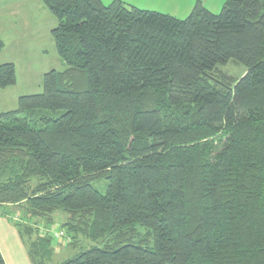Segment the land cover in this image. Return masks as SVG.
Returning <instances> with one entry per match:
<instances>
[{
    "label": "trees",
    "instance_id": "trees-1",
    "mask_svg": "<svg viewBox=\"0 0 264 264\" xmlns=\"http://www.w3.org/2000/svg\"><path fill=\"white\" fill-rule=\"evenodd\" d=\"M42 1L65 68L0 111V212L32 262H50L61 212L64 242H113L59 264H264V0L198 1L183 19ZM229 60L243 75L218 70ZM15 79L1 64L0 88Z\"/></svg>",
    "mask_w": 264,
    "mask_h": 264
},
{
    "label": "rangeland",
    "instance_id": "rangeland-1",
    "mask_svg": "<svg viewBox=\"0 0 264 264\" xmlns=\"http://www.w3.org/2000/svg\"><path fill=\"white\" fill-rule=\"evenodd\" d=\"M132 1L137 8L166 13L180 19L189 14L177 13L171 0ZM11 3L13 6L19 3L22 6L18 8L20 11L15 13L17 10L15 9L14 13H11ZM56 25V18L50 13L42 0H0V36L4 41V47L0 51V63L11 62L14 65L16 77L14 84L0 88V111L16 109L17 99L21 95L41 92L42 77L45 72L51 69L63 70L65 68V63L57 54L51 34ZM218 70L237 78L243 75L246 68L235 60H229L225 65L218 66ZM60 114V110L54 112L40 110L34 116V119L44 115L55 118ZM93 185L103 193L106 188V181L94 182ZM8 210L12 211V206L5 205L1 207L2 212ZM59 213L61 212L54 213V223L51 226L53 231L57 233L60 224L64 221L63 216ZM42 225V223L38 225L40 230L43 227ZM134 235V239L136 241L141 240L142 245L146 247L153 246V237L146 229L138 228L133 231ZM65 242H67V239ZM65 242L62 238L52 237V246L55 253L48 264H59L62 260L75 254L79 248L83 249L94 245L103 246L112 243L113 239L90 241L80 237L75 244L70 240L67 242L69 244H65Z\"/></svg>",
    "mask_w": 264,
    "mask_h": 264
},
{
    "label": "crops",
    "instance_id": "crops-1",
    "mask_svg": "<svg viewBox=\"0 0 264 264\" xmlns=\"http://www.w3.org/2000/svg\"><path fill=\"white\" fill-rule=\"evenodd\" d=\"M101 1L104 4H108V3L112 2L113 0H110V1L101 0ZM120 1H122L126 4H129V5H132V4H133V6L136 5V4L134 5V2L132 0H120ZM171 1H173L174 5H175V9H176L177 13H182V14L190 13L193 6L198 1L201 2L202 5L205 8H207L209 11H211L213 13H218V12H220L222 5L225 2V0H171ZM130 3H132V4H130ZM10 5L12 6L10 9V10H12L11 13H14L15 9H17L15 11V13L19 12L20 10H18V8L22 7L21 5H19V3L15 6H13L12 3ZM24 7H25V5H24ZM135 7H137V6H135ZM41 10H43V9H41ZM145 10H147V9H145ZM151 11H153V10H151ZM0 38H1V36H0ZM2 41H3V39H2ZM3 43H4V41H3ZM4 63H11V62H3V63H0V65L4 64ZM10 216H12V215L11 214L5 215V214H1V212H0V253L2 255L4 264H34L30 258V255L28 253L26 245L24 244V242L20 236V233L18 232V229L8 219ZM15 217H16V215L14 216V218ZM54 253H55V251H53V254Z\"/></svg>",
    "mask_w": 264,
    "mask_h": 264
},
{
    "label": "built area",
    "instance_id": "built-area-1",
    "mask_svg": "<svg viewBox=\"0 0 264 264\" xmlns=\"http://www.w3.org/2000/svg\"><path fill=\"white\" fill-rule=\"evenodd\" d=\"M53 235L55 236V237H57V238H60V236H62V233L61 232H55L54 231V233H53Z\"/></svg>",
    "mask_w": 264,
    "mask_h": 264
}]
</instances>
